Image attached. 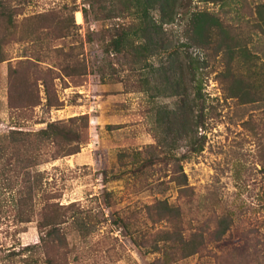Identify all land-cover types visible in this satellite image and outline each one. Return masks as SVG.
Returning a JSON list of instances; mask_svg holds the SVG:
<instances>
[{
	"label": "rangeland",
	"instance_id": "1",
	"mask_svg": "<svg viewBox=\"0 0 264 264\" xmlns=\"http://www.w3.org/2000/svg\"><path fill=\"white\" fill-rule=\"evenodd\" d=\"M17 2L10 3L15 12L20 11ZM92 2L30 0L16 17L15 33L31 26L30 20H20L24 15L55 10L67 16L77 8L70 13L76 24L73 34L58 41L39 31L37 41L13 39L0 48V136L14 127L37 131L51 121L77 116L76 129L84 140L77 152L45 159L30 169L36 189L27 221H22L16 201L21 179L11 189L0 187V264H23V258L35 251L25 248L39 242L38 212L42 205L55 202L66 215L60 229L67 238L70 264H164L161 252L132 241L127 228L117 223L119 215L126 218L136 240L145 244L176 225L186 236L204 235L199 252L169 264H264V38L254 29L257 6L264 0H101L123 16L114 20L126 24L147 16L157 28L135 37L136 45L148 48V59L124 70L116 65L119 76L111 80L101 77L98 68L117 63L118 58L105 55L103 41L114 21L95 13ZM191 12L217 16L238 38L234 43L249 52L246 59L235 57L234 70L249 91L257 92L252 100L243 102L227 93L218 74L224 62L221 54L215 57L212 49L189 48L206 59L202 100L195 98L183 58L186 47L181 45L182 18ZM159 16L173 20L161 23ZM4 25L1 17L0 36ZM60 46L73 48L85 62L86 73L64 76L54 67L59 104L48 107L41 98L27 119L13 120L17 112L7 101L9 65L32 58L36 49ZM53 60L39 65L65 64L62 57ZM175 76L183 78L186 95L169 93ZM39 89L43 97L40 82ZM183 123L205 138L203 150L181 162L192 188L186 196L171 181V166L161 161L162 150L172 148L176 155L186 150ZM196 123L201 125L198 129ZM150 144L156 148H147ZM135 152H142L139 161H149L152 155L153 164L138 173L128 172ZM114 173L122 175L113 177ZM71 202L74 215L65 208ZM164 204L173 209L170 220L155 222L147 208L155 205L153 212ZM227 214L233 224L216 241L214 230Z\"/></svg>",
	"mask_w": 264,
	"mask_h": 264
},
{
	"label": "trees",
	"instance_id": "2",
	"mask_svg": "<svg viewBox=\"0 0 264 264\" xmlns=\"http://www.w3.org/2000/svg\"><path fill=\"white\" fill-rule=\"evenodd\" d=\"M0 9V18H5L3 33L0 36V48L2 44L9 43L10 40H27L39 39V31H45L50 34L53 40L62 41L64 38L73 34L74 23L73 13L77 8L70 10L67 16L57 15L55 10L45 13H35L24 15L20 20L22 22L30 20L31 26L21 28L19 33H15L16 17L24 13L26 5L30 0H18L17 4L20 11H14V7L10 5L11 0H3ZM207 2H216L220 0H203ZM91 7L103 16L110 19L114 23L108 28L107 34L104 36L105 55L111 58H118L117 63H102L99 67L100 76L111 80L119 76L116 65L134 68L145 58L148 59V48L136 45L135 37L137 34H146L151 30H157L156 22L149 20L147 16H137L136 21L126 24L120 23L115 18H120L121 14L113 6H107L101 3V0H93ZM83 11V10H82ZM257 21L254 26L259 34L264 38V2L257 6ZM62 16V17H61ZM173 20L172 16H159L158 21L168 23ZM183 29L182 35L185 42L182 46L186 47L183 54L186 72L188 74L190 86L193 89L194 96L198 100H202L203 89V70L206 59H201L199 54L189 52V48L196 49H212V54L216 56L222 55L223 64L218 73L225 83V88L230 96L238 97L243 102L250 101L257 94L255 90L249 91L248 87L243 85V81L236 76L234 70V60L236 56L246 59L249 54L245 49L241 50V46L234 43L238 38H233L226 29V26L218 19L217 16L204 12H191L188 16L182 18ZM107 37V38H106ZM235 39V40H234ZM35 50V56L24 60H19L15 64L8 67V91L7 101L11 109L17 112L13 115V120L27 119L29 112L42 103L44 98L45 106L57 105L59 103L55 97L53 80L59 77L54 67L58 68L64 76H73L80 73H86V64L83 59L78 58L72 47L63 49L62 46L52 48L51 50ZM42 53V54H41ZM247 53V54H246ZM145 54V55H144ZM51 57V58H50ZM63 58L65 64L60 62L47 63L46 66H40L39 62L45 59ZM2 60H4L2 58ZM60 65V67L56 65ZM183 78L175 76L174 80H170L168 88L171 95L187 94V85L182 81ZM39 82L42 85L43 97L40 96ZM245 86V87H243ZM19 87L21 90L19 91ZM182 89V90H180ZM248 89V90H247ZM79 117H71L67 121H51L44 128L37 131L23 130L20 128H11L6 135L0 136V187L7 185V188L16 187L21 179L20 187L16 188V201L20 207L19 213L22 221H27L33 213V198L35 195V184L32 183L30 169L37 164L42 163L45 159L57 158L64 155H70L80 149L82 140L76 129V122ZM187 123H183L182 138L185 142L186 150L176 155L172 148L162 150L161 161L166 165H170L172 169L171 181L178 187L179 193L183 196L192 193L189 185L187 174L184 171V159L189 158L192 154L199 153L203 150L205 138L199 132L190 131L186 128ZM201 125L195 124L196 129ZM147 148H156L150 144ZM142 152H135L130 173H138L144 168L153 164L152 155L149 161H139ZM123 155V153H121ZM142 160V159H141ZM126 165V164H125ZM123 164V166H125ZM126 173V172H124ZM6 175V177H4ZM122 173H114L113 177H120ZM5 187V188H6ZM161 203V202H160ZM148 206L147 210L150 215L154 216L155 222H164L170 220L173 209L166 204L155 207ZM63 207V206H62ZM66 209L70 210L73 215L76 208L74 203H69ZM61 209L58 202L48 203L41 206L38 214V227L41 232L39 242L32 246L27 245L25 250L34 248L35 251L23 258V264H70V251L66 235L61 231L60 224L65 221L66 215ZM27 211V212H26ZM30 211V212H29ZM117 223H121L131 235V239L140 247H149L151 252H161L162 262L169 264L181 258L193 255L200 251L204 246V235L202 233H194L192 236H186L182 226L176 225L172 230L163 229L160 231V238L155 242L145 244L138 242L134 232L128 228V222L124 216H117ZM233 224L232 215H224L218 222L217 228L214 230V239L221 240L223 235L231 228Z\"/></svg>",
	"mask_w": 264,
	"mask_h": 264
}]
</instances>
